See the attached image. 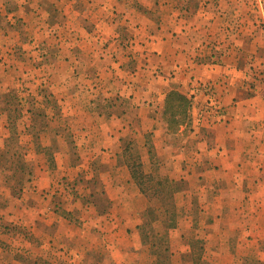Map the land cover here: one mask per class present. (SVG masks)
I'll return each mask as SVG.
<instances>
[{
    "label": "crops",
    "instance_id": "1",
    "mask_svg": "<svg viewBox=\"0 0 264 264\" xmlns=\"http://www.w3.org/2000/svg\"><path fill=\"white\" fill-rule=\"evenodd\" d=\"M54 28L68 29L60 49L52 56L30 52L43 59L45 97L30 96L23 109L9 74L0 76V156L9 155L7 162L0 158V189L8 190L0 203L10 204L17 225L9 234L32 264L40 258L94 264L90 254L97 248L100 264L139 258L137 251L146 248L136 226L144 211L120 213L141 194L123 156L145 154L149 138L181 135L167 133L162 116L170 90L190 100L185 137L195 142L196 157L188 171L216 174V185L232 187L234 204L264 203V0H0V51L12 42L46 48ZM37 112L44 125L34 131L26 120ZM72 154L86 156L84 163L71 161ZM82 171L88 185H76L85 193L74 202L63 192L40 195L56 180L55 189L64 188ZM57 203L62 208L55 210ZM85 203L95 219L83 214ZM248 213L253 216L246 207ZM94 220L100 226L93 228ZM63 253L73 255L67 260Z\"/></svg>",
    "mask_w": 264,
    "mask_h": 264
},
{
    "label": "rangeland",
    "instance_id": "2",
    "mask_svg": "<svg viewBox=\"0 0 264 264\" xmlns=\"http://www.w3.org/2000/svg\"><path fill=\"white\" fill-rule=\"evenodd\" d=\"M48 35L50 41L48 45H45L46 48L36 43H31L32 45L27 43V45L23 46L14 42H12L11 45L2 44L0 53L3 64L0 65V76L4 75V72L9 74L8 84L10 83L18 87V92H16L17 102L22 104L23 109L25 108V104L31 102L32 98L30 96H34L36 100H39V96L42 98L44 92L48 94L46 90V84L48 82L41 79L45 76L43 72H46V70H39L38 68L40 66L39 62L42 63L43 59H41L40 56L37 58L30 57V52L32 49L40 50L41 53L52 56V53L60 49L59 38L64 35L68 36V29L64 34L58 32L57 29L54 28V30L52 29L49 31ZM28 46L30 49H28ZM2 66L7 67L4 69ZM3 85H6V81ZM28 89L32 91L29 92L27 91ZM32 92H34V95H32ZM2 99L3 96L0 95V110L4 108ZM14 99L16 100V97L12 91V100ZM37 113L36 123L33 128L34 131L40 130L43 127V124L40 122L42 121V115L40 112ZM22 115V120L25 122L26 113L23 112ZM26 122L30 125L28 118ZM174 125L173 127L177 128L175 132L181 133L180 136L175 138L166 137L161 140L154 139V137L153 139L149 138L147 139V144L141 149L142 152L146 151L145 154L143 153V155L139 156H123L133 168L137 169V171H141L143 175L140 177L138 175L134 180L129 169L130 179L138 189L136 192L141 194L132 197L131 204H122V208H120L122 211H120V213L124 211L126 213L129 207L130 209H132V207L137 208L139 212H141L140 210L144 211L145 207L150 204L157 208L159 214H161L158 216L159 218L157 220H150V224L143 226V228H140L142 223L138 224L136 227L140 229V233L142 230L147 232L146 234L149 235L148 241L151 239L155 240L160 249L164 246L167 247V252H160L162 255L161 257L164 259L161 264H264V203L258 201L248 204L245 201L246 203L241 202L240 204H234L232 201H229L234 198L233 195H229L231 194L232 187H227L225 185L227 187V194L224 195L225 186H222V184L219 186L216 185V174L212 173L210 176L206 177L204 172L200 171L198 168L193 169L192 172L189 168L190 171H188L186 164L194 162L193 158L196 157L192 153L195 148V142L185 137L187 136L190 124L187 126H184V123L181 125ZM170 132L171 131L167 129V133ZM167 136H169V134H167ZM141 141L142 140L139 139L138 143L141 144ZM67 142L70 144L69 141ZM7 157H9V155L4 157L0 156V158L4 159L3 162H7ZM62 157L68 160L66 155H62ZM69 157L73 162L79 161L81 158V161L84 163L86 159V156L83 155L76 156L72 154ZM17 175L19 176V173H17ZM87 175L88 172L84 174V171H82L81 175L76 177V181L66 182L65 185H62L64 188L60 190L55 189L60 182L56 180L54 188L43 190L40 195L50 198V196L56 192H60V194L63 192L69 200L74 202L78 199L79 195L85 193L83 189L76 185L87 187ZM163 177L183 181V184L174 191L172 196L175 205V217L170 227L167 225L171 222L167 217L168 214L163 215L158 202L145 201L147 198L146 196L142 197L140 189V185L142 184L145 191H148V189L159 190L160 186L157 182L160 181L163 183ZM206 180L209 181V183L207 186L203 187ZM162 189H165V187L163 186ZM220 192H222L221 194L223 195L219 197L221 203H218L217 197L220 195ZM7 194L8 190L2 187L0 189V198H4ZM132 194L133 192L131 189L130 195ZM90 199L91 198L86 197L87 202H90ZM97 201L101 204V208L105 207V203L101 196L97 198ZM0 202H2V199H0ZM9 205L0 203V264H32V260L30 259V261L29 258L25 257L26 250L24 247L16 241L12 242L9 232H12V229L17 223H14L12 217H9V215L12 214V208H10ZM53 206L57 207L54 208L57 210L62 205L57 203ZM71 206L72 202H68L67 207ZM81 207L86 217L89 216L92 220L96 218L94 216V208L90 203H85ZM246 207H248L249 210L250 208L252 209V217L248 216L250 213L246 214ZM242 208L243 210H241ZM260 209H262V211H260ZM104 210L105 209H102V211ZM116 213L118 214V212ZM163 217L165 218L163 219ZM93 222V228L98 227V225L100 226L98 221L94 220ZM148 241H146L145 238L143 240L141 237V244L146 249L137 251L139 258L133 259V261L130 262L131 264L155 263L154 254L149 247ZM16 248L18 252L14 250ZM96 250L100 252L99 248ZM37 252L36 249L30 251L32 254ZM98 252L90 254V258L94 260V264H100L102 262L100 257L102 255ZM63 254L68 258L67 260L73 255L70 254L68 256L65 253ZM140 257L142 258L140 259ZM142 261L143 263H141ZM71 262L72 261H70V263ZM108 262L109 260L107 258V260L103 261V264H108ZM35 264H45V261L40 258V260L35 261Z\"/></svg>",
    "mask_w": 264,
    "mask_h": 264
},
{
    "label": "trees",
    "instance_id": "3",
    "mask_svg": "<svg viewBox=\"0 0 264 264\" xmlns=\"http://www.w3.org/2000/svg\"><path fill=\"white\" fill-rule=\"evenodd\" d=\"M43 91V90H42ZM44 92V91H43ZM42 92V93H43ZM43 96L46 95L45 92L42 94ZM45 97V96H44ZM47 97V96H46ZM190 106V100L187 98L184 94H181L180 92L176 90H170L169 92L166 93L165 96V101H164V108L162 112V116L164 120L166 121L167 124V129L170 130L171 132H174L177 128L173 127L176 125H181L184 123L185 126L190 124V119H189V112L188 108ZM43 125L44 122L40 121ZM36 123V116L32 117L29 128H34V124ZM10 129L14 127V123L10 122L9 124ZM178 127V126H177ZM18 160H16L15 164H17ZM17 165H20L17 164ZM24 166V164H21V167ZM130 172L132 174V178L135 180L137 176L139 175L142 176L141 171H137V169L133 168L132 165L128 163ZM145 177H150V176H145ZM163 183L162 182H157L159 184L160 189L155 190V189H148V191H145V188L140 185V189L142 194H144L148 200V202H153L156 201L158 202V205L162 209L163 215H167L169 222L167 225L170 227L172 223L174 222V217H175V205L172 199L174 191L180 187L181 184H183L182 180H172L168 179L167 177H163ZM139 185V182H138ZM163 186L165 189H162ZM148 192V193H147ZM159 212L157 208L150 204L145 207L144 213H143V221L142 224L140 225V228H143V226L150 224V220H157L159 217ZM148 216V217H146ZM148 218V219H147ZM165 217H163L164 219ZM147 232H144L142 230L141 232V237L142 239L148 241L149 235L146 234ZM149 242V247L152 249V253L154 254V261L155 263L153 264H161L162 261L164 260L160 254L161 251L167 252V247L164 246L162 249L158 247V243H156L155 240L151 239ZM168 262V259H167Z\"/></svg>",
    "mask_w": 264,
    "mask_h": 264
},
{
    "label": "built area",
    "instance_id": "4",
    "mask_svg": "<svg viewBox=\"0 0 264 264\" xmlns=\"http://www.w3.org/2000/svg\"><path fill=\"white\" fill-rule=\"evenodd\" d=\"M217 104L215 103V101L213 103H211V107L215 110V112L218 113V107H216Z\"/></svg>",
    "mask_w": 264,
    "mask_h": 264
}]
</instances>
